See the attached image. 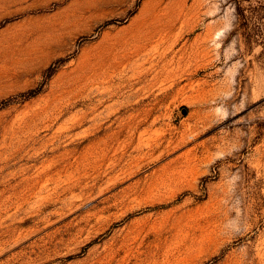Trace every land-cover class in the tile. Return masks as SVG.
Returning a JSON list of instances; mask_svg holds the SVG:
<instances>
[{
  "label": "rangeland",
  "instance_id": "obj_1",
  "mask_svg": "<svg viewBox=\"0 0 264 264\" xmlns=\"http://www.w3.org/2000/svg\"><path fill=\"white\" fill-rule=\"evenodd\" d=\"M0 264H264V0H0Z\"/></svg>",
  "mask_w": 264,
  "mask_h": 264
}]
</instances>
